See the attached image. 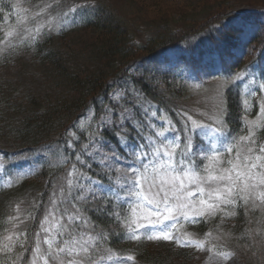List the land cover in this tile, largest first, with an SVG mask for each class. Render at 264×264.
<instances>
[{"label": "rangeland", "instance_id": "obj_1", "mask_svg": "<svg viewBox=\"0 0 264 264\" xmlns=\"http://www.w3.org/2000/svg\"><path fill=\"white\" fill-rule=\"evenodd\" d=\"M132 1L133 2H128V0H112V3L114 6L121 9L120 12L125 15L127 29L134 31L138 29L137 23L134 22L135 18L141 17L145 18V20L154 18L159 22L166 21L167 27H174L175 30L177 28H183L182 31L187 33L186 36H191L199 40L198 38L204 36V33L202 34L201 31L196 28L201 25V23L199 25L197 24L204 18L205 14L212 13V19L216 20L215 22L219 24V26H222L223 22L228 23L223 30L220 44H213L215 45L213 48L208 46L209 43H205L203 48H200L197 53H194L191 46L180 45L175 49L165 51L163 55L158 57L156 62L152 63L156 65L152 68L150 77L153 79V82L158 85L161 93L165 97L173 98L171 101L172 107L181 110L186 118H191L192 122L195 121V124H192V128H209L202 129L197 134L201 138L194 141L196 151H208L210 143H215L218 147H223V145L228 142L229 138L227 135L220 136L215 134L210 130H213V128L208 126V124L215 125L218 131L223 132L233 121V119H231L233 117V112L231 117V110H229V102L233 100L229 97H233L234 99L235 97L228 94L230 86L238 83L239 89L243 95V115H240L241 109L239 106L235 111V120L240 123L239 130L241 132L236 134L232 151L227 155H225V151L219 155L210 153L204 158L199 156L192 158L190 156L185 167L198 172L200 176L208 175V170L212 169V162L214 160L219 162L220 169L231 168L232 165H230L228 161L231 160L235 163L237 151L250 145V141L241 139L242 137L249 136L250 130L253 133L252 140L255 141V147L258 152L259 147L264 146V138L257 135V132L264 126V73L261 75L253 74L248 78H244L243 76L234 77V75L223 77L216 74L219 67L216 62L217 60L221 61V59H225L232 70H237L251 60L258 53L257 51L264 48V17H231L228 19L227 12H225V6L233 5L238 1H250L264 4V0H204L202 2L204 4L197 2L199 8L196 13L192 12L188 5L175 6L173 2L177 0H169L165 5L158 2L156 3L154 0ZM165 6L168 8L167 10H165ZM200 6L204 8L201 10ZM141 21L142 20L139 19V22ZM192 24H194V27ZM133 25L136 26L133 27ZM141 31L145 32V29ZM88 32H90V29H81L65 37H58L54 42L56 45L62 46H83L84 41L89 37ZM185 41L187 40H184V42ZM212 42L215 43V41ZM190 43L192 44L193 40H190ZM187 47L189 49H187ZM134 49H136V46ZM202 51H207V53ZM133 56L140 57L142 54L137 53ZM195 57L201 59L197 61V64L193 62ZM30 60V54H27L15 59L14 63L1 65V81H13L17 84L16 81L18 79H23V74L27 72L28 69L32 68L30 67ZM190 64L194 65L195 70H187ZM118 65V60H115L108 68L109 71L113 72L112 75L119 69ZM24 66H27V68L23 70ZM172 67L174 71L176 70L178 79H181L182 82L187 84L184 86L185 88L179 85L170 86L169 82L164 78V71L166 69L171 71ZM27 73L34 74L32 69ZM127 90H129L131 94L128 100L130 103L134 102L145 107L149 115L153 119H156V121H159L160 124H158L157 137L163 140L161 141L162 143L157 145L156 139L149 137L146 139V146H143L140 151H137L133 147L127 148L126 156H121L117 152H103V147H99L96 144H90L87 146V149L98 161H100L101 169L109 175L113 185L116 188L119 187V190H112V193L119 194L116 200L129 205L131 220L128 224V229L130 230L131 236L135 238L143 237L145 240L149 241L163 240L166 242L160 244L143 242L141 244L152 254L163 253L162 251L167 250L169 256L172 258L170 264H246V261L248 262L251 260H260L259 262L263 263L264 200L250 196L247 202H245L241 196H237L234 204H220L215 214L209 215L207 203L219 202L216 201L214 197L211 201L208 200V184L201 185L205 188V193L201 194L194 184L189 183L187 177H182L181 179L183 182L191 188L194 194L189 197L188 202L182 206L179 202L175 201L170 194L168 200L170 207L168 209H165L163 203L160 202L163 193L161 192L158 196L155 195L158 191V178L155 181L156 187H151V190H149L153 177L156 175L153 172L152 166L167 159L164 153H170L173 157V166L178 167L174 154L176 147H172L169 140L166 139V135L171 133V131L161 119L166 118L164 113H161L159 110L157 112L154 107L148 105L149 102L143 97L145 96L147 98L146 94L144 95L143 93V96H141L132 87L118 88L112 94L113 100L117 103L126 101L125 93ZM118 112L120 121L124 120V122H120L121 124L125 123L131 116V111L126 106L118 109ZM113 113L112 109L107 108L99 122L107 123L113 117ZM90 116L91 115L88 113L86 117L78 121L77 124L81 129L90 128V124L92 123ZM156 121L154 122V126L157 123ZM199 121L206 124H200ZM45 135L53 136L54 134L47 133ZM71 135L73 137V131ZM190 139H192V136L189 137V140ZM141 157L144 158L143 162L148 164L147 170L143 173L140 170V165L142 163ZM133 164L137 165L138 171L136 173L129 171L128 166ZM139 175L145 179V183L142 187L138 184ZM103 176L106 175L104 174ZM132 181L136 182L135 189L127 187ZM30 183L32 192L28 201H26V213L17 212L14 214L17 219L9 218L5 220L6 229L0 240V264H33L34 259L35 264H45L44 256H42L41 253H46L48 245L45 243V240L49 239L53 240V251H55L56 245L64 247L65 241H68L69 245L75 248L76 254L73 256H68L67 252L60 253L61 260H63L64 264H67L69 259L73 260L75 264H140L137 263L134 258L128 260L127 258L129 256H121L108 250L106 247L100 249L95 248L94 244L98 242V239L96 236L89 233L85 223L80 225L73 224L71 216H67L66 223L61 222V215L67 212L70 206L64 204L62 206H56L55 201L50 204V208L46 211L45 215L41 214L40 216L42 222L33 254L25 251L24 238L21 237L18 232L23 225L29 223V214H32V211L37 206L36 199L30 202L29 200L34 193L33 190L36 188L34 184L38 183V180H33ZM76 186H79L78 191L75 190ZM60 188L61 191L65 189L63 187ZM68 192L71 195L76 193L75 197L78 199H87L77 204V212H79L81 211V205L90 203V197L105 192V189L101 187L97 180L88 177L87 174L83 172L74 173V171H71L68 177ZM16 195H18L17 197H21L19 193H15V196ZM22 195H27L26 191L25 194ZM60 196L53 194L54 199ZM201 199L205 200L204 204L199 203ZM239 205H244L243 208H245V211H248L245 214L246 218L250 219L254 214L257 217V219L252 220L253 224H250L251 227L249 226L250 230L247 235L231 231V227L234 226L235 223L233 219L237 215ZM157 209H159V211H157ZM255 210L259 212L251 213ZM203 216L214 217L210 219V222H213L209 224L207 229L211 232L207 231L205 235L206 238H202L204 240H198L196 238L195 240L191 232L194 235H197V233L193 231L190 232L188 230L187 232L182 230V239L174 230L171 231L173 222L181 225L186 222H192ZM70 222L71 224L69 225ZM165 224L170 225L168 229L169 239L148 238V234L151 231L158 230L159 226ZM228 225L230 226L229 228L227 227ZM152 226H156V229H153ZM89 227H92V225H89ZM72 240L77 241V243L71 245ZM167 241L173 242L177 246L187 250L181 251L177 250V248L174 249L175 247L172 248L167 244ZM230 244L233 245L232 250L229 248ZM37 246H39V252H37ZM93 247L94 249L91 250ZM134 247H136L134 243L131 244V248ZM85 248L87 252L84 251ZM163 248L167 249L162 250ZM129 255L134 257L133 254ZM148 259L151 261V258ZM61 260H52L49 258L48 264H61Z\"/></svg>", "mask_w": 264, "mask_h": 264}, {"label": "trees", "instance_id": "obj_2", "mask_svg": "<svg viewBox=\"0 0 264 264\" xmlns=\"http://www.w3.org/2000/svg\"><path fill=\"white\" fill-rule=\"evenodd\" d=\"M27 1L28 6L34 12L46 14L50 12L53 15L57 13L61 15L74 5H80L78 14L84 20L82 29H90L89 37L86 38L83 46L79 47L76 45H56L54 40L57 38L53 36V31L33 45V42L29 43L23 40L27 46H19V44L14 46V41L20 40V34H15L13 38L8 35L7 44L2 45L3 35L0 27V56L3 55L10 59L12 55L21 52L26 55L30 54L31 60L29 62L30 67H32L30 69L34 72V74L27 73L30 70L28 69L23 74V79L16 81L17 84L13 81H1L0 79V154L4 155V162L9 159L19 160L21 156L25 155L27 158L40 157L41 162L45 165L51 161L57 164L47 174L41 173L36 178L38 180L42 177V182L38 181L34 184L36 188L32 194L36 198L37 206L32 211L29 223L23 225L30 239L38 226V218L48 204V190L53 179L57 175L60 179L66 173V167L73 158L72 151L68 149L66 135L74 125L72 122L75 117L82 115L88 107L97 108L98 101L107 98L109 93L108 79L123 71L126 62L132 59L134 54H156L166 47L187 39L188 36L182 31L183 28L175 30L174 27H167L166 21L159 22L154 18L149 20L141 17L135 18L134 22L137 23L138 29L136 28V31L127 29L125 15L120 12L121 9L113 5L112 0ZM129 1L133 2L132 0ZM154 1L165 5L169 0ZM203 1L177 0L173 4L175 6L188 5L189 9L196 13L199 8L197 2L202 3ZM240 2L225 6L227 10L225 12L230 11ZM164 8L165 10L168 9L166 6ZM203 8L200 6L201 10ZM212 18V13L205 14L204 18L197 24L201 23V25L195 28L201 30L211 25L213 28L217 24L216 20ZM139 19L142 21L139 22ZM192 26L194 27V24ZM143 29L145 32L141 31ZM135 46L136 49H134ZM2 51L5 52L2 53ZM115 60H118L119 69L112 75L113 72L109 71L108 68ZM26 68L27 66H24L23 70ZM146 77L147 75L136 78V85H140L147 93L150 87L143 81L146 80ZM144 84L147 85V88ZM99 98L101 99L99 100ZM231 100L233 101L229 102V110H231V117L233 112L232 119L234 120L238 104L234 98ZM234 122L236 121L234 120ZM47 133L54 135L46 136ZM77 146L75 144V147ZM25 191L27 195H23L24 198L14 200L18 196H15V193L22 195L25 194ZM5 192L0 193V239L5 232L6 217L15 212H25L22 208L26 209L25 202L28 201L32 191L30 184L25 182L23 186L14 191L15 193L8 194ZM31 200L33 198H30ZM99 203H94L92 206H80V212L88 219L94 232L107 234L108 239H103V241L109 250L120 253L131 252L140 264L171 263L172 258L169 256L167 248H163L162 250L166 251L158 254L150 253L142 244H137L133 249L127 250L129 244L121 241V232L115 226L117 223L112 216L113 209L100 207L97 205ZM2 212L4 213L1 214ZM256 212L259 211L255 210L251 213ZM245 214V211L241 210L238 214L239 217L234 221V226L231 227V231L243 235L248 234L249 226L253 224L252 220L257 219V217L254 214L248 219ZM205 229L206 226L199 230L204 232ZM229 248L232 250L233 245L230 244ZM148 258H151V261ZM259 261H246V264H264V262L260 263Z\"/></svg>", "mask_w": 264, "mask_h": 264}, {"label": "snow or ice", "instance_id": "obj_3", "mask_svg": "<svg viewBox=\"0 0 264 264\" xmlns=\"http://www.w3.org/2000/svg\"><path fill=\"white\" fill-rule=\"evenodd\" d=\"M195 124V121H193ZM202 129H209L206 127L200 128H191L188 131L191 133L192 139L188 141L186 147L188 148L187 152H184L180 159L176 161L178 167H174L172 160L173 157L170 153H164L167 159L161 161L158 164H154L153 172L156 174L153 177L151 187H156V179H159L158 191L155 195H159L161 192L163 193L162 200L164 208L168 209L170 205L168 204L169 195L171 194L172 198L179 202L181 206L188 202V198L191 197L194 193L191 188H189L181 179L182 177H187L190 184H194L196 189L201 193H205V188L201 185L208 184L209 187L207 189V197L208 200L211 201L214 197L216 201L219 203H207V210L209 215H214L215 212L219 209L220 204H234L236 202V197L241 196L247 202L248 198L255 197L261 200H264V146H260L257 152L255 147V141L252 140L253 133L250 130L249 136L242 137V140L250 141V145L242 148L236 153V161H228L231 168L220 169L219 162L213 161V167L211 170H208V175L200 176L198 172L187 169L185 167L186 157L191 156L195 158L197 156L204 158L207 157L210 153L213 155H219L224 151L231 152V137L228 142L223 145V147H218L215 143H210L209 150L204 151H196L194 141L199 137L197 134ZM217 135L223 136L226 135L221 131H214L210 129ZM175 139V137L173 138ZM159 154V153H157ZM144 158L141 157V165L145 170L148 168V164L143 162ZM129 171L136 173L138 171L137 165H129ZM207 170V169H206ZM216 173V174H213ZM130 189L136 188V182L132 181L130 185H128ZM200 204H204L205 200L201 199L199 201ZM159 211V209H157ZM234 214V213H233ZM71 219V218H70ZM153 229H156V226H152ZM170 225L165 224L159 226L158 230H153L148 234V238H156V239H169V229ZM135 238V237H133ZM45 243L48 245V249L46 253H41L44 256L45 264H48L49 258L52 260H61L60 253L67 252L68 256H73L75 253V248L69 245L68 241L64 242V247L59 245L55 246V251H53V240H45ZM77 241L72 240L71 245H75ZM39 246H37V252H39ZM87 252V249H84ZM128 260H132L133 257L129 256ZM33 264H35V259L33 260ZM61 264H64L63 260H61ZM67 264H75V262L71 259L67 261Z\"/></svg>", "mask_w": 264, "mask_h": 264}]
</instances>
